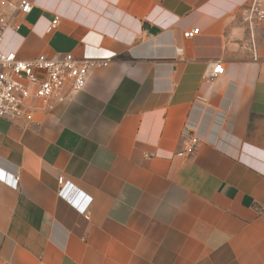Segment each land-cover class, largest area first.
<instances>
[{
    "label": "crops",
    "instance_id": "0c3cea01",
    "mask_svg": "<svg viewBox=\"0 0 264 264\" xmlns=\"http://www.w3.org/2000/svg\"><path fill=\"white\" fill-rule=\"evenodd\" d=\"M29 1L2 52L110 63L50 113L0 120V168L18 179L0 181V264H264V21L245 22L250 0ZM217 61L224 75L204 81ZM187 121L200 142L179 157ZM59 177L92 198L84 214L57 197Z\"/></svg>",
    "mask_w": 264,
    "mask_h": 264
},
{
    "label": "built area",
    "instance_id": "2783aa9c",
    "mask_svg": "<svg viewBox=\"0 0 264 264\" xmlns=\"http://www.w3.org/2000/svg\"><path fill=\"white\" fill-rule=\"evenodd\" d=\"M31 9L29 0H21L18 5L0 0V44L7 29L19 28L15 18L29 14ZM243 18L250 28L263 22L264 0H250L244 8ZM57 24V20H54L47 31L56 29ZM198 34L199 29L195 28L184 32L183 37L191 39ZM175 53L182 55L183 51L175 48ZM253 60L258 61L260 58L253 54ZM109 63V60L77 59L70 53H56L50 57L40 55L24 60L14 52L0 50V120L28 123L36 114L50 113L54 106L83 90L94 69L105 67ZM223 75L224 67L220 62H207L203 73L204 81L210 82ZM206 104L207 100L198 96L193 100L192 107ZM181 134L188 141L184 151L177 154L179 157L192 154L200 142L189 121L183 125ZM17 180L0 168V181L15 187ZM57 197L79 214H84L92 201V198L76 190L63 177L57 180Z\"/></svg>",
    "mask_w": 264,
    "mask_h": 264
}]
</instances>
